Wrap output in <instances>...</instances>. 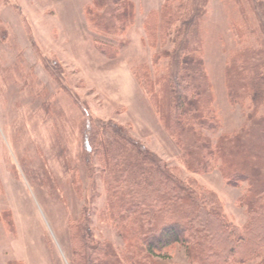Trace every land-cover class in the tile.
Here are the masks:
<instances>
[{
  "label": "rangeland",
  "instance_id": "rangeland-1",
  "mask_svg": "<svg viewBox=\"0 0 264 264\" xmlns=\"http://www.w3.org/2000/svg\"><path fill=\"white\" fill-rule=\"evenodd\" d=\"M131 1L135 14L123 35L127 43L110 57L97 42L118 41L86 23L90 0H0V264H72L73 225L81 220L94 240L115 251L124 246L102 214L105 170L91 143L106 125L120 126L175 173L216 194L236 225L248 218L239 201L247 183L228 184L219 171L187 170L135 74L155 52L177 46L176 29L155 39L154 47L145 37L147 14L168 0ZM188 2L194 6L197 0ZM202 6L198 36L222 130L241 131L253 104L248 97L230 102L228 63L238 50L264 56V0H203ZM168 62L163 56L159 67ZM108 212L118 213V205ZM160 259L190 264L183 245L154 260Z\"/></svg>",
  "mask_w": 264,
  "mask_h": 264
},
{
  "label": "trees",
  "instance_id": "trees-1",
  "mask_svg": "<svg viewBox=\"0 0 264 264\" xmlns=\"http://www.w3.org/2000/svg\"><path fill=\"white\" fill-rule=\"evenodd\" d=\"M202 1L189 6L188 0H168L161 10L147 14L145 37L153 47L169 30L176 29L180 38L176 48L155 52L153 61L135 74L180 148L187 170L219 171L228 184L247 183L239 201L248 218L236 225L216 194L200 187L195 178L175 173L120 126H101L91 143L105 170L107 206L102 214L109 216L124 246L115 251L94 240L81 220L73 225L72 264H167L154 259L175 245L186 247L190 264H264V112L259 113L264 104V56L247 50L231 56L230 102L236 105L248 97L253 105L241 131L224 132L198 36ZM84 11L94 32L118 41L98 40L97 46L107 56H117L127 43L123 35L134 23V3L90 0ZM189 13L192 17L186 20ZM163 56L170 62L161 69ZM116 204L119 212L107 213Z\"/></svg>",
  "mask_w": 264,
  "mask_h": 264
}]
</instances>
